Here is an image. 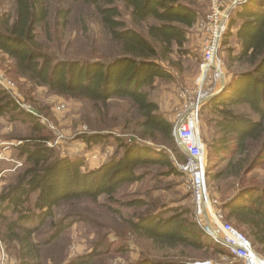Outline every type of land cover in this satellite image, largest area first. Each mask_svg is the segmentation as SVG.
Here are the masks:
<instances>
[{
  "label": "trees",
  "instance_id": "obj_1",
  "mask_svg": "<svg viewBox=\"0 0 264 264\" xmlns=\"http://www.w3.org/2000/svg\"><path fill=\"white\" fill-rule=\"evenodd\" d=\"M11 1L14 11L0 13V52L13 60L20 76L59 95L85 100L101 116L109 115L114 99L126 100L135 135L178 150L172 134L174 124L151 92L158 79L173 78L161 62L171 64L172 54L189 52L185 48L188 34L200 17L190 2ZM79 2L98 18L111 52L103 56L90 54L91 58L59 57L65 38L73 31L70 17L74 11L68 3ZM124 10L129 11V23L123 17ZM229 21L219 54L225 46L232 75L222 91L211 96L200 109V120L204 114L214 117L210 118L213 133L209 140L204 139L209 152L207 180L209 185L211 181L233 180L234 192L224 198L219 208L225 219L243 232L253 248L264 256V184L248 182L246 178L264 164V0L240 2L230 11ZM143 26L145 34L139 30ZM233 37L238 47L231 45ZM13 112L18 113L12 115V120L29 121L36 133L24 138L20 145L26 167L0 193V221L6 223L0 233L3 241L13 244L19 264H49L44 248L78 221L55 220V208L59 205L98 201L103 195L108 201L116 202L115 195L121 186L145 177L137 172L145 164L163 163L168 169L162 173L181 174L163 157L164 152L134 139L130 142L119 139L122 154H113L96 169H85L83 159L61 157L47 146L51 138L41 134L44 127L36 116L22 110L10 92L0 86V116ZM93 123L104 125L100 118ZM91 128L96 131L79 137L88 147L108 142V134ZM155 153L160 156L157 158ZM215 158L217 168L212 170L210 162ZM123 205L137 209L132 218H123L125 225L133 235L149 243L152 253L161 256H146L133 264H192L203 250L228 251L205 234L186 205L173 206L153 196L134 198ZM74 213L78 212L70 214ZM9 214L17 216L9 218ZM79 214L77 219H82ZM47 221L54 230L48 238L40 240L37 234ZM110 251L108 243L99 241L89 253L72 258L64 256L60 261L53 255L49 258L50 264H110ZM198 261L202 262H195Z\"/></svg>",
  "mask_w": 264,
  "mask_h": 264
},
{
  "label": "rangeland",
  "instance_id": "obj_2",
  "mask_svg": "<svg viewBox=\"0 0 264 264\" xmlns=\"http://www.w3.org/2000/svg\"><path fill=\"white\" fill-rule=\"evenodd\" d=\"M243 1L245 0H186L200 13L198 22L190 29L188 34V42L185 48L189 52L185 55L172 54L171 64L166 61L161 62L172 72L173 78L172 80L158 79L156 88L151 92V96L160 104L161 110L173 124L176 122L177 115L191 101L194 91L199 88L202 74L200 64L207 36V32L203 27L205 21L215 7L222 10L228 9V13H230ZM68 5L72 6L74 11L70 17V26L73 31L69 37L65 38L59 57L91 58L90 54L103 56V53L111 52L112 48L110 51V43L104 40L105 37L99 25V20L96 16L90 14L88 6L81 2L68 3ZM13 11L14 5L11 0H0V13H12ZM123 17L129 23L130 14L128 10H124ZM229 22L228 16L226 30L229 28ZM139 30L143 34L146 33L145 27ZM231 45L239 46L236 38L231 39ZM226 54L224 46L220 57L227 83L232 73L228 67ZM0 67L15 82L24 103L46 118V123L43 124L36 116L38 122L44 127L41 134L51 138L47 146L51 147L57 155L83 159V168L96 169L102 166L113 154L123 153V149L118 146L119 139L125 142L134 139L138 143L151 145L156 150L164 152L163 157L181 172L179 175H166L162 172H166L168 167L163 163L145 164L137 169V172L143 173L145 177L141 181L121 186L115 195L116 202L108 201L106 196L103 195L98 201L82 200L76 201L72 205L64 203L56 207L55 220L68 218L67 222L71 220L78 221L67 228L56 241L44 248L45 259H48L49 264L51 263L50 255L55 256L56 261L62 260L64 256H67V258L68 256L70 258L77 257L91 252L97 247L99 241H105L110 246V264H133L146 256L161 257L157 253H152L149 250V243L133 235L129 227L125 225L123 218H132L137 209L123 205V202L128 203L134 198L153 196L173 206L186 205L191 208L193 218L198 223L199 218L195 213L189 178L180 168V164L185 162L186 157L183 155L184 160L179 157L178 151L181 152V150L176 142L177 151L169 149L167 145L157 144L148 138L145 139L138 134L135 135L133 133L134 121H129L131 116L128 113L130 111L128 101L114 99L110 105L109 115L101 116L85 100L59 95L44 85L37 86L28 81L27 78L20 76L13 60L2 52H0ZM59 104H64L62 110L56 108ZM20 108L26 111L24 108ZM14 113L18 112L0 116V193L5 186L14 183L19 172L26 167L25 158L21 157L20 145L24 143V138L36 134L29 121L12 120L11 117ZM97 118H100L104 125H94L93 121ZM210 118L214 117L204 114L202 120H200V135L203 142L209 140L213 133ZM90 125L96 127L99 132L108 134V142L96 147H88L84 141H81L79 139L81 134L96 131ZM205 152L209 164L207 144H205ZM154 155L157 158L160 156L156 153ZM228 158L226 156V159ZM211 162L210 169L217 168L216 158ZM222 165L223 162L219 166ZM246 178L248 182L264 184V164L249 172ZM232 182V179L210 182L211 196L217 199L219 204L234 192L231 186ZM116 209L120 212L114 211ZM71 212L78 213L71 215ZM77 214L83 216L82 219H77ZM16 216L15 214H9V218H15ZM206 221V218L201 220L204 224ZM5 226L6 223L0 221L2 230L5 229ZM53 230L54 227L48 222L38 232L37 238L44 240L50 236ZM2 237L0 233V264H19V258L13 244L3 241ZM99 249H102V246H99ZM197 256H199L197 260L202 262H195L197 260H194L192 264L203 263V261H209L212 264L241 262L232 257L229 251L217 252L213 248L207 252L203 250L197 253Z\"/></svg>",
  "mask_w": 264,
  "mask_h": 264
},
{
  "label": "built area",
  "instance_id": "obj_3",
  "mask_svg": "<svg viewBox=\"0 0 264 264\" xmlns=\"http://www.w3.org/2000/svg\"><path fill=\"white\" fill-rule=\"evenodd\" d=\"M228 12V9L222 10L215 7L205 21L203 27L207 36L200 64L202 74L199 88L192 94L191 101L177 115L172 134L186 157L185 162L180 164V168L189 178L200 228L216 244L227 248L231 256L243 264H264V256L253 248L251 241L243 232L225 220L224 212L219 208V201L211 196L207 180L205 144L200 135V109L211 96L224 88L227 80L224 77L219 49L226 30ZM0 86L10 92L20 107L37 116L41 123H46L44 116L24 103L15 82L1 67ZM56 108L62 110L64 104H59ZM203 218L207 219L205 224L201 222ZM196 264L212 263L207 261Z\"/></svg>",
  "mask_w": 264,
  "mask_h": 264
},
{
  "label": "water",
  "instance_id": "obj_4",
  "mask_svg": "<svg viewBox=\"0 0 264 264\" xmlns=\"http://www.w3.org/2000/svg\"><path fill=\"white\" fill-rule=\"evenodd\" d=\"M225 85H226V83H225ZM222 90H220V92H221ZM219 93V92H218Z\"/></svg>",
  "mask_w": 264,
  "mask_h": 264
}]
</instances>
